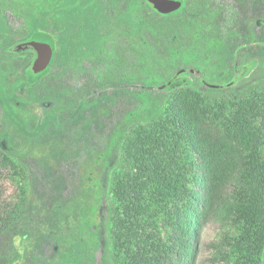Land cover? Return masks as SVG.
Instances as JSON below:
<instances>
[{
	"label": "trees",
	"instance_id": "16d2710c",
	"mask_svg": "<svg viewBox=\"0 0 264 264\" xmlns=\"http://www.w3.org/2000/svg\"><path fill=\"white\" fill-rule=\"evenodd\" d=\"M0 23V32L13 44L31 36L29 22L13 0H0ZM227 25L225 31L234 32ZM235 37L229 60L216 68L195 65L194 45L188 43L172 47L169 60L149 73L121 33L101 37L94 57L75 58L66 65L64 75L69 73L75 83L83 75L90 77L89 89L68 96L63 115L46 117L35 134L49 126L57 131L69 127L75 140H85L90 131L93 142L106 147V127L98 126L99 133L90 127L77 131L73 123L91 116L97 125L103 119L109 125L125 118L136 120L124 137L108 190L112 264H197L210 220L222 223L223 241L211 245L214 254L207 264H264V83L230 91L239 68L264 59V27L245 24ZM12 41L0 43V84L14 70L24 74L34 59L31 51L6 53ZM2 58L8 66L2 65ZM181 78L184 86L167 89ZM0 88L3 91L5 84ZM151 102L157 106L161 102L157 115L138 122ZM8 109L0 99V152L5 153L0 156V180L6 178L17 194L3 199L5 188L0 184V240L36 209L27 200L29 176L22 165L29 157L21 151L27 134L18 123L6 129ZM107 150L108 145L90 160L80 155L77 162L104 169ZM89 230L95 253L100 232L96 225ZM45 239L54 247L52 237ZM57 248L67 262L81 264L76 244L62 242ZM103 261L100 257L99 263Z\"/></svg>",
	"mask_w": 264,
	"mask_h": 264
},
{
	"label": "rangeland",
	"instance_id": "374dc122",
	"mask_svg": "<svg viewBox=\"0 0 264 264\" xmlns=\"http://www.w3.org/2000/svg\"><path fill=\"white\" fill-rule=\"evenodd\" d=\"M173 1L180 3V7L162 14L151 7L150 0H13L15 8L26 16L31 36L13 44L11 37L6 39V34L0 32V43L12 41L6 53L21 55L31 51L34 59L24 74L17 70L7 74L2 82L6 88L3 91L0 88V99L9 104L6 129L9 131L13 123H18L27 134V141L21 140L24 144L21 151L29 157L22 165L29 176L27 200L30 199L36 209L14 232L0 240V264H71L59 255L57 245L62 242L77 245L81 264H94L92 257L97 264L100 257L105 264H112L107 244L108 190L124 137L136 120L121 119L115 121L114 127L115 124L109 125L108 119L97 125L98 121L91 116L79 124L73 123L77 131L90 127L89 130L99 133L102 129L98 130V126L106 127L108 160L104 169L77 162L80 155L90 160L93 154L104 152L107 147H98L89 130L83 141L75 140L68 132L69 127L57 131L49 126L35 134L34 130L46 117H58L60 112L63 115L68 96L72 97L81 88L89 89L88 75H83L80 83H75L69 73L64 75L69 61L94 57L100 50L101 37L121 33L128 47L142 57L149 73L169 60L172 47L188 43L194 45L195 65L216 68L229 60L237 43L238 28L245 24L264 27V0ZM226 23L235 34L225 31ZM31 43L48 46L44 58L48 55L49 59L42 68L37 66L39 71L34 70L38 53ZM3 60L2 65L8 66ZM262 83L264 59L239 68L230 91L240 92ZM185 84L184 79H176L167 89ZM159 104L161 102L158 106H146L138 122L153 119ZM2 154L5 153L2 151L0 156ZM79 161L82 163V159ZM1 183L4 184L2 189H6L3 199L16 196L13 184L2 177ZM91 225H96L101 238L95 253V242L88 231ZM222 231L219 220L207 223L197 264H207L214 254L211 245L223 241ZM45 235L52 237L54 247L46 245L50 241Z\"/></svg>",
	"mask_w": 264,
	"mask_h": 264
},
{
	"label": "water",
	"instance_id": "95a60500",
	"mask_svg": "<svg viewBox=\"0 0 264 264\" xmlns=\"http://www.w3.org/2000/svg\"><path fill=\"white\" fill-rule=\"evenodd\" d=\"M150 5L152 8L156 9L159 13L162 14L175 11L180 7V3L173 0H150ZM31 45L38 53V58L34 62V70L39 71L40 68L38 69L37 66L40 65V67L42 68L44 63H46V61L49 59L48 55L44 58V53H46L48 46L36 43H31Z\"/></svg>",
	"mask_w": 264,
	"mask_h": 264
}]
</instances>
